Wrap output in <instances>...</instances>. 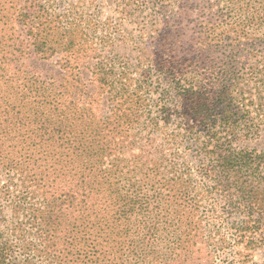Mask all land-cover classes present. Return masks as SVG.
Returning a JSON list of instances; mask_svg holds the SVG:
<instances>
[{"label": "trees", "instance_id": "16d2710c", "mask_svg": "<svg viewBox=\"0 0 264 264\" xmlns=\"http://www.w3.org/2000/svg\"><path fill=\"white\" fill-rule=\"evenodd\" d=\"M102 1L0 0V264H264V0Z\"/></svg>", "mask_w": 264, "mask_h": 264}, {"label": "rangeland", "instance_id": "374dc122", "mask_svg": "<svg viewBox=\"0 0 264 264\" xmlns=\"http://www.w3.org/2000/svg\"><path fill=\"white\" fill-rule=\"evenodd\" d=\"M110 10H111V5L108 2H106L105 0L102 1V3H98L95 6V11H96V14L99 16V18H101V16H103V18H104V15L110 14ZM119 50L122 51L121 48H119ZM40 63H41V65L44 64V62H40ZM48 64L50 65V62ZM42 68H43V71H44V70L47 69V66L44 65V66H42ZM90 77L91 76H90L89 71L86 68H83V70L81 71V78H82V80L84 82H86L89 85L87 88L89 90H93L95 87H94V83L89 82V78ZM209 202L210 201L204 202L203 206H201V210L203 212H207L201 218H204L203 222L207 226H209V228H211L213 226L214 227H218L219 231L225 233V232H227V226L230 224V222H232L233 220L239 221L240 218H242V217H239L238 215L233 214V213L230 214L227 217H225L224 215H220V214H218L219 213L218 204L220 205L221 202L218 201L219 203H217V205L214 204V202L211 203V204H213L215 206L214 208H212L213 211L211 209V204H209ZM213 218H215V219H213ZM220 218H227V225H226V220H225V224H223L222 227H221L222 222H221ZM201 247H203V246H201ZM207 248L210 250L211 249V245H208ZM231 251H232L231 249H224V253H222L223 250L222 251L221 250H215V256H216L215 263L216 262L219 263L218 262L219 259H223L224 260V257H226L228 260H230L231 259V255H230ZM251 252L254 255V258L260 259V261L263 260L264 259V241H263L262 245H259L257 243L256 247L251 249ZM233 261H231L230 264H232ZM222 262H223V264H226V262H224V261H222Z\"/></svg>", "mask_w": 264, "mask_h": 264}]
</instances>
